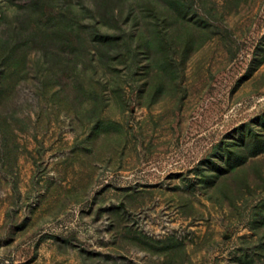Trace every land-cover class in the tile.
Listing matches in <instances>:
<instances>
[{
	"label": "rangeland",
	"instance_id": "obj_1",
	"mask_svg": "<svg viewBox=\"0 0 264 264\" xmlns=\"http://www.w3.org/2000/svg\"><path fill=\"white\" fill-rule=\"evenodd\" d=\"M0 264H264V0H0Z\"/></svg>",
	"mask_w": 264,
	"mask_h": 264
}]
</instances>
